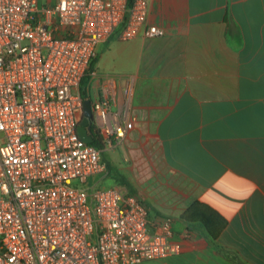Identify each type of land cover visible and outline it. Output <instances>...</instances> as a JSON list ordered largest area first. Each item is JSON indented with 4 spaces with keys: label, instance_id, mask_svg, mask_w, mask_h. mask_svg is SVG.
Masks as SVG:
<instances>
[{
    "label": "built area",
    "instance_id": "obj_1",
    "mask_svg": "<svg viewBox=\"0 0 264 264\" xmlns=\"http://www.w3.org/2000/svg\"><path fill=\"white\" fill-rule=\"evenodd\" d=\"M148 16V0H0V264H141L181 252L172 218L152 223L127 187L99 186L103 154L126 139L133 86L123 110L115 77L92 103L100 147L78 134V89L99 46L116 32L124 42L164 36Z\"/></svg>",
    "mask_w": 264,
    "mask_h": 264
},
{
    "label": "crops",
    "instance_id": "obj_2",
    "mask_svg": "<svg viewBox=\"0 0 264 264\" xmlns=\"http://www.w3.org/2000/svg\"><path fill=\"white\" fill-rule=\"evenodd\" d=\"M148 2V22L165 35L114 33L101 45L129 71L100 72L99 51L78 89L93 103L115 77L120 111L133 86L126 139L103 154L111 170L99 186L127 187L152 223L172 218L181 252L141 264H264V0ZM196 202L226 221L215 240L183 219Z\"/></svg>",
    "mask_w": 264,
    "mask_h": 264
},
{
    "label": "trees",
    "instance_id": "obj_3",
    "mask_svg": "<svg viewBox=\"0 0 264 264\" xmlns=\"http://www.w3.org/2000/svg\"><path fill=\"white\" fill-rule=\"evenodd\" d=\"M131 2L132 0H129V3ZM97 62L98 59L92 62L87 75L82 80L81 85H83L84 87L87 86V84L89 83V80L91 79V75L95 70V66ZM82 92L85 95V89H83ZM93 145L96 147H100V144L98 143L97 140L94 141ZM103 158L106 161L110 174L111 166L107 162L105 156ZM183 219L189 224H193V223L201 224L206 229L209 237L212 240H215L220 234V232L226 226V221L221 217V215L218 212L213 210L211 207L199 202H196L193 205H191V207L184 213Z\"/></svg>",
    "mask_w": 264,
    "mask_h": 264
},
{
    "label": "rangeland",
    "instance_id": "obj_4",
    "mask_svg": "<svg viewBox=\"0 0 264 264\" xmlns=\"http://www.w3.org/2000/svg\"><path fill=\"white\" fill-rule=\"evenodd\" d=\"M104 46H99V51L104 52L103 58L99 65V70L102 73H105L110 76H118L129 71V67L125 63V61L120 57L117 53L116 49H112L110 53L106 50L104 51ZM100 177L94 178V181H97ZM111 179L108 180L106 184L101 183V188H109V183ZM94 183V182H93Z\"/></svg>",
    "mask_w": 264,
    "mask_h": 264
},
{
    "label": "water",
    "instance_id": "obj_5",
    "mask_svg": "<svg viewBox=\"0 0 264 264\" xmlns=\"http://www.w3.org/2000/svg\"><path fill=\"white\" fill-rule=\"evenodd\" d=\"M92 119H93L92 102L91 100H85L84 117L78 126V134L80 138L88 144H93L95 141L90 127Z\"/></svg>",
    "mask_w": 264,
    "mask_h": 264
},
{
    "label": "flooded vegetation",
    "instance_id": "obj_6",
    "mask_svg": "<svg viewBox=\"0 0 264 264\" xmlns=\"http://www.w3.org/2000/svg\"><path fill=\"white\" fill-rule=\"evenodd\" d=\"M93 123H94V119H92L91 124H90L91 130H93Z\"/></svg>",
    "mask_w": 264,
    "mask_h": 264
}]
</instances>
